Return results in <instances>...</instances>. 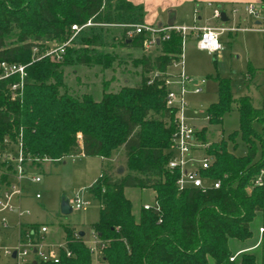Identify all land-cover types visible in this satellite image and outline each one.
I'll return each mask as SVG.
<instances>
[{
	"label": "trees",
	"instance_id": "trees-1",
	"mask_svg": "<svg viewBox=\"0 0 264 264\" xmlns=\"http://www.w3.org/2000/svg\"><path fill=\"white\" fill-rule=\"evenodd\" d=\"M143 16L142 5L128 0H0V61L27 63L34 45L63 41L74 23H94L77 34L62 61L43 58L28 65L22 97L11 99L6 81L0 82V141L15 142L21 134L25 154L37 168L42 163L35 158H110L123 146L127 171H103L88 187L100 204L92 230L104 242L103 264H209V258L212 264H264V233L258 244L260 258L248 249L230 260L237 253L231 241L250 238L251 221L264 215V182L253 184L264 171V102L256 108L248 95L234 96L228 78H216L217 100L206 108L208 123L221 124L224 114L236 109L239 128L207 147L214 160L202 173L219 179L220 186L179 191L176 174L165 168L175 126L161 77L182 52L181 34L171 31L156 44L157 55L136 59L142 72L136 85L104 92L99 99L61 91L63 66L92 65L108 57L104 48L109 46L111 26L119 27L124 46L145 50L143 33L127 36L130 25L143 23ZM10 35L15 39L7 41ZM155 72L160 76L148 83ZM255 123L261 125L259 131ZM205 134L206 128L197 132L203 142ZM238 135L246 144L243 156L227 146ZM125 187L151 188L161 222L153 209L141 205L135 212ZM25 227L22 224L21 230ZM64 230L72 255L62 251L61 264H91L83 237H76L73 228Z\"/></svg>",
	"mask_w": 264,
	"mask_h": 264
},
{
	"label": "rangeland",
	"instance_id": "rangeland-1",
	"mask_svg": "<svg viewBox=\"0 0 264 264\" xmlns=\"http://www.w3.org/2000/svg\"><path fill=\"white\" fill-rule=\"evenodd\" d=\"M260 20L261 25H256L253 20L243 22L241 25L263 27L264 20ZM108 35L109 46L104 48L108 57H105L101 63L63 66L64 85L61 91L66 90L75 96L88 93L99 99L104 92L117 91L121 86H133L140 82L142 72L136 59L142 54L153 57L157 54V50L155 51L154 48L135 50L124 46L121 31L116 26L109 28ZM226 38L228 42L216 53L196 48L189 36L184 39L185 73L192 80H205L200 93L191 92L192 84H185L188 90L185 117L196 126H208L206 138L209 141L227 139L230 133L239 128V112L236 109L225 113L221 124L207 123L206 108L217 100V77L230 80L235 97L248 95L256 108L262 107L264 102V31H240L231 38L224 36V39ZM14 39V35L7 37V41ZM193 109L198 113L194 114ZM254 126L258 131L261 128L259 123H255ZM227 146L238 156L246 153V144L240 135L236 137L235 143L229 141ZM259 152L258 150L257 157ZM119 167H122V171L117 173ZM103 171L117 174L127 171L123 146L116 149L110 158L77 155L66 156L60 162L43 161L42 166L34 170V173L41 176V181H24V195L20 206L23 214L18 217L16 213H0V217H5L10 223L8 228L0 227L2 244L10 247L16 245L20 224L45 223L49 232H56L60 240L66 226L84 230L86 233L83 241L87 245L92 240V225L97 222L100 210L99 201L91 196L88 187ZM36 192L41 193V198H35ZM124 192L131 200L135 212L143 203L154 201V192L151 188L125 187ZM77 195L89 201L87 210L71 209L68 213H64L61 209L62 202L66 201L71 205V201ZM260 224L264 225V216L257 214L250 223L253 235L244 241L232 240L230 244L232 250L235 252L248 250L257 241L260 242L257 235ZM252 250L257 252L260 258V246ZM12 262L11 257L0 254V264H12ZM209 264H212L211 258Z\"/></svg>",
	"mask_w": 264,
	"mask_h": 264
},
{
	"label": "built area",
	"instance_id": "built-area-1",
	"mask_svg": "<svg viewBox=\"0 0 264 264\" xmlns=\"http://www.w3.org/2000/svg\"><path fill=\"white\" fill-rule=\"evenodd\" d=\"M244 11L255 19L264 20V3L260 0L257 3H247ZM236 12V9L233 10ZM219 16L218 12L214 13ZM94 23L89 19L82 24H72L70 32L66 39L58 43H50L47 45H34L31 49V60L27 63L17 61H0V82L6 81V90L11 99L22 97L26 79L28 77L27 67L34 61L49 58L59 62L64 59L66 49L77 36V34L85 27ZM261 25V24H259ZM132 29L127 31V36L132 37L135 34L143 33L145 39L143 46L146 49L155 47L161 40L169 38L171 31L181 34L182 38L188 31H199L197 39V47L207 50L211 53L218 52L222 48L219 41V33L234 29L223 25L218 27H199L196 25H166L152 26L144 23L130 25ZM264 31L263 27L254 28ZM158 41V42H157ZM177 68L176 73H170L168 70L162 74L161 80L165 87V105L174 111V132L171 137L168 148V161L165 165L166 170L176 174L175 184L179 191L185 189L196 188L205 191L211 188H218L220 180L211 179L202 172L207 170L213 160V155L207 153L209 142H203L197 135V129L188 122L185 117V109L187 107L185 87L186 83H192L193 80L186 75L184 71L183 51L178 59L172 62L170 67ZM160 73L150 74L148 83H152L154 77H159ZM204 82V79L200 83ZM200 83H195L193 92L201 91ZM36 162L48 161V157L35 158ZM30 158L25 154L22 135L17 137L15 142H10L7 138L3 142L0 141V213L11 212L21 216L23 211L19 206V199L24 195V181L40 182L41 176L34 173L38 169L31 165ZM264 171L261 172L254 180L253 184L263 182ZM35 198H41V193L36 192ZM89 201L77 195L71 201V208L75 210H87ZM144 209H153L158 213V222H161V208L159 203L154 199L152 203H143ZM0 225L7 228L9 222L5 217H0ZM259 240L264 233V226L258 228ZM48 226L46 224L28 225L22 231L20 230L16 245L13 247L5 246L0 240V254L3 253L12 258V264H61V252L66 257H70L72 252L67 247L65 239L56 242H50L46 239ZM92 240L89 241L87 247L91 256V264H103L100 262V256L104 247V242L99 238L97 233L92 230ZM76 237H80L78 233ZM239 252L230 257L233 260Z\"/></svg>",
	"mask_w": 264,
	"mask_h": 264
},
{
	"label": "crops",
	"instance_id": "crops-1",
	"mask_svg": "<svg viewBox=\"0 0 264 264\" xmlns=\"http://www.w3.org/2000/svg\"><path fill=\"white\" fill-rule=\"evenodd\" d=\"M128 1L135 5H142L143 10H144L143 23L147 25H152V26H157V27L166 26V25H183V26L196 25L199 27H218L220 25H223L228 28H234V29L226 30V31L219 33L218 38L222 46L228 42L227 38L224 39V36H228L231 38L233 34H237L240 31L256 30L254 29V27H243L241 25L243 22H248L250 20H253V22L256 25H259L262 23L260 19H255L244 11V6L247 3L253 2V3L258 4L260 0H128ZM234 9H236V12H233ZM215 12L219 13L218 17L215 16L214 14ZM221 12L224 13V19L220 17ZM198 34H199V31H194V30L188 31L186 33V35L184 36L182 40V51L184 49V39L186 36L187 37L189 36L192 40L191 42L193 46L198 48L196 44L197 39H198ZM152 48H154L155 51L157 50L156 53L158 54L157 47L155 46ZM168 71L170 73H176L177 68L169 66ZM196 81L197 83H200V81L196 79H194L193 82L190 83L192 84L191 86L193 89L195 87ZM204 83H205V80L204 82L199 84V86L201 87V90H202V85ZM193 89H191V92H193ZM187 93H188V90H187ZM193 113L197 114L198 111L196 109H193ZM189 123L192 124L197 129V131H200L202 128H207L206 134H205V138H206L208 126L206 125L196 126L195 123H191V122ZM208 125H213V124L208 123ZM207 142H211V141L207 140ZM263 182H264V176H263ZM153 197L155 198V194ZM22 200H23V196L18 201L19 206H21ZM147 203H150V202H147ZM33 224L38 225L35 223H26L24 224V226L33 225ZM41 224H45V223H41ZM21 226L22 224H20L19 232L21 230ZM261 226H264V225L260 224L258 228ZM258 228H257V235L259 238L260 235L258 232ZM74 231L76 233H78L79 231H83L84 235L82 237H84L86 233L84 230L74 229ZM19 232H18V235H19ZM56 234H57L56 232L50 233L48 230V233L46 234V236H48L47 238L48 241L56 242V241H61L65 239V232L63 233L61 240L58 239ZM18 235H17V238H18ZM258 244H259V241H257L256 244L250 247V249L256 248ZM238 251H241V250H238Z\"/></svg>",
	"mask_w": 264,
	"mask_h": 264
},
{
	"label": "water",
	"instance_id": "water-1",
	"mask_svg": "<svg viewBox=\"0 0 264 264\" xmlns=\"http://www.w3.org/2000/svg\"><path fill=\"white\" fill-rule=\"evenodd\" d=\"M220 17L222 19H224V13L223 12H221ZM121 171H122V167H119V169H117V173H120ZM61 209H62V211L64 213H68L72 208L66 201H63L62 204H61ZM78 235L82 237L84 235V232L83 231H79Z\"/></svg>",
	"mask_w": 264,
	"mask_h": 264
}]
</instances>
